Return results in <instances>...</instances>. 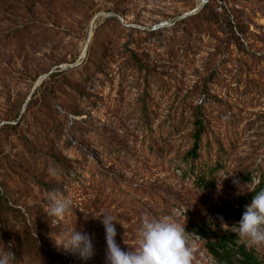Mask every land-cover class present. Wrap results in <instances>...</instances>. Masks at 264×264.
<instances>
[{"label": "rangeland", "instance_id": "obj_1", "mask_svg": "<svg viewBox=\"0 0 264 264\" xmlns=\"http://www.w3.org/2000/svg\"><path fill=\"white\" fill-rule=\"evenodd\" d=\"M207 2L208 0H0V128L6 124L15 127L0 134V196L7 200L15 211V216L22 222H16L13 234H21L26 225L31 228L42 247L79 258L57 245L63 234L76 228L73 219H76L77 213L89 218L83 227L76 228L78 231L82 230L90 235L88 228H93L102 234L101 228L104 226L101 223L102 216H99L101 213H108L115 220L113 224L118 235V245L124 251L135 248L141 219L125 215L117 197L136 198L142 203L146 200H141V196L127 188V185L122 186V189H109L105 192L65 189L64 197L72 201L70 211L58 222L48 216L45 209L49 195L41 190L39 183L55 179L48 171L51 166L42 163L43 156L47 153L40 147L42 142H39L38 137L41 126L51 118V111L45 110L40 103L30 110H27V105L50 74L80 65L86 57L87 46L94 40L97 39L98 46L103 43L110 49L123 46L128 41L133 42L139 37H148L149 41L156 44L171 36L169 30L176 22L184 21L183 26L186 28L194 27V21L187 20L194 19V15ZM238 6L240 9L243 7L244 11L241 14L243 22L240 21L239 24L233 13V8L237 9ZM238 6H228L231 12L227 11L222 18L232 24L235 35L240 38V48L248 51L249 56L239 59L242 66L240 71L232 64V58L229 61L225 54L219 56L217 63L210 66L213 72L208 84L212 101L209 118L213 130L222 132L229 122L230 130L239 135L236 151L229 154V170L235 173H221L215 188L210 191L192 192L182 182L180 173L168 171L166 167L155 166L151 169L146 154H128L127 159H121L107 154L101 147L96 152L99 154L100 173L109 172L121 177L125 184L133 187L151 186L157 194L171 200L178 199L179 204L207 217L215 215L213 208L237 202L239 197L254 188L257 177L252 183H244L238 175L245 171L264 170V122L252 116L264 115V45L260 44V40H264V0H239ZM218 11L223 13L221 9ZM207 16L206 14L201 18V21ZM210 25L212 36L217 35L223 39L231 36L227 26ZM158 29L166 30L156 35L145 34ZM202 37L204 44H208L210 31ZM212 48L213 44L205 47L200 54L193 51L186 57H180V54L166 55V47L162 45L158 51L165 54V61L158 62V72L163 74L160 76L161 83L164 85L165 81L177 78L178 89L189 90L194 87L200 77L206 76L202 67L207 63L208 54L213 52ZM238 48L234 44L231 46L235 53L234 59L238 58ZM72 79L81 82V74L73 75ZM59 94L63 93L60 91ZM213 97L230 102L231 110L219 116V102ZM234 113H239L240 120H243L240 124L236 119L230 121ZM52 114L58 119V116H68V121L72 118L70 110L59 100ZM89 114L92 122L100 128L116 131L122 122L112 114L108 115L107 109L96 113L81 108L77 119H86ZM70 126L71 124L66 126V139L72 137ZM122 129L120 133L125 132ZM66 139L59 142L58 151L75 160L79 156V150L67 146L64 143ZM29 149L35 150L34 156ZM141 164L145 169H140ZM146 169L154 175L140 171ZM156 204L151 202L146 203V206L152 210ZM170 216L179 224L184 220L179 210L170 212ZM117 219L122 221L116 222ZM222 223L225 228L231 227L229 222ZM96 233L92 232L90 236ZM4 235L0 234V242L6 248L11 243L10 251L15 264H19L17 243L4 238ZM103 239L106 240L105 237ZM187 240L195 248L192 264H216L201 241L193 236L187 237ZM92 242L93 254L87 261L107 264L106 241L103 244L94 238Z\"/></svg>", "mask_w": 264, "mask_h": 264}, {"label": "trees", "instance_id": "obj_2", "mask_svg": "<svg viewBox=\"0 0 264 264\" xmlns=\"http://www.w3.org/2000/svg\"><path fill=\"white\" fill-rule=\"evenodd\" d=\"M238 3L239 0H208L194 15V19L187 20V22L194 21V27L186 28L183 26L184 21L176 22L169 30L171 36L156 44L149 41L148 37H139L133 42L128 41L123 46L110 49L103 43L98 46L96 39L89 45L86 57L80 65L66 70H56L50 74L48 80L40 85L27 105V110H30L32 106L40 103L45 110L51 111V118L41 126L38 140L42 142L39 144L40 147L47 153L45 157L43 156L42 163L55 168L58 176L52 182H40L41 190L47 195L55 191L64 196L65 189L105 192L109 189H122V186L127 185V188L132 189L136 195L141 196V200L146 202L142 203L136 198L117 197L125 215L141 219L144 214H149L160 218L164 215L170 216V212L179 210L184 216L180 224L185 228L186 237L193 236L201 241L203 248L216 264H264V247L247 246L232 230L241 219L245 206L251 203L256 193L264 190V170L239 173L238 177L244 183H252L256 177L258 183L243 197H239L237 202L213 208L212 212L215 215L207 217L179 204L178 199L171 200L157 194L151 186L133 187L125 184L121 177L109 172L100 173L99 154H96L100 147L107 154L121 159H127L128 154H146L151 169L155 166L166 167L168 171L180 173L182 182L192 192L210 191L215 188L221 173H235L229 170L231 165L229 154L236 151L239 135L230 130L229 122L225 125L224 131L217 133L213 130L209 118L212 101H210L208 84L213 72L210 66L217 63L219 56L225 54L229 57V61L232 58V64L238 71L242 69L239 59L249 56L248 51L240 48L242 46L240 38L235 35L232 24L222 18L227 11L231 12L228 6L231 4L238 6ZM240 8H233L234 18L238 24L240 21L243 22L241 14L244 11L243 7ZM206 14L208 16L201 21ZM210 24L227 26L226 29L231 36L228 39L212 36ZM164 30L166 29L144 32L150 36L160 34ZM209 31L210 42L204 44L202 36ZM260 41V44L264 45V40ZM210 43L213 44V52L208 54L207 63L202 67L206 76L200 77L194 87L189 90L178 89L177 78L165 81L164 85L161 83L160 76L163 74L158 72V62L165 61V54L176 56L180 54V57H186L193 51L195 54H200L205 47L211 46ZM233 44L239 46L236 59L233 58L235 53L231 50ZM162 45L166 47L165 54L158 52ZM76 74H81V82L72 79ZM173 88H176L174 92H172ZM60 91L62 95L59 94ZM212 99L219 102V116L231 110L230 102H223L216 97ZM58 100L70 110L71 120L68 121V116H58L60 118L58 119L52 114ZM81 108L96 113L107 109L108 115L112 114L122 121L119 123L121 125L114 131L106 127H97L92 122L90 114L86 119H77ZM239 113H234L230 121L236 119L240 124L243 120H240ZM252 116L264 122V115L252 114ZM68 124H71L69 130L72 132V137L66 139L64 133ZM14 128L13 125L6 124L0 128V134ZM122 128L124 133H120ZM63 139H66L64 143H67V146L79 150L77 159L68 158L58 151L59 142ZM29 150L34 156L35 150ZM139 167L145 169L143 164ZM140 171L147 174L150 170ZM151 202L157 203L155 209L147 208L146 203ZM14 212L7 200L0 196V234L4 233V238H10L17 243L19 264L24 262L25 264H94L56 249L42 247L31 228L26 225L23 226L21 234H13L16 222L22 224ZM76 215V219H73L76 228L83 227L89 220L78 213ZM121 221L116 220V222ZM223 221L229 222L231 227L225 228ZM101 229H103L102 234L98 230L88 228L90 235L92 232H97L91 236L92 239L95 238L105 244L106 240L103 239L106 235L105 229L104 227ZM117 238L118 235L115 239Z\"/></svg>", "mask_w": 264, "mask_h": 264}, {"label": "clouds", "instance_id": "obj_3", "mask_svg": "<svg viewBox=\"0 0 264 264\" xmlns=\"http://www.w3.org/2000/svg\"><path fill=\"white\" fill-rule=\"evenodd\" d=\"M48 171L53 178L58 176L55 168L50 167ZM71 206L70 199L53 191L48 197L45 211L58 222L64 219ZM101 216L106 234L107 264H192L195 248L189 244L184 226L172 216L155 218L144 214L137 229V244L128 251H124L116 242L113 217L108 213H101ZM232 230L247 246L264 247V190L256 193L251 203L245 206L241 219ZM57 245L78 255L82 261H87L93 254L92 237L76 228L67 230ZM10 248L11 243L6 248L0 242V264H15Z\"/></svg>", "mask_w": 264, "mask_h": 264}, {"label": "built area", "instance_id": "obj_4", "mask_svg": "<svg viewBox=\"0 0 264 264\" xmlns=\"http://www.w3.org/2000/svg\"><path fill=\"white\" fill-rule=\"evenodd\" d=\"M258 183V181L255 182V185Z\"/></svg>", "mask_w": 264, "mask_h": 264}, {"label": "water", "instance_id": "obj_5", "mask_svg": "<svg viewBox=\"0 0 264 264\" xmlns=\"http://www.w3.org/2000/svg\"><path fill=\"white\" fill-rule=\"evenodd\" d=\"M87 48H88V46H87ZM87 48H86L85 52L87 51ZM85 54H86V53H85Z\"/></svg>", "mask_w": 264, "mask_h": 264}]
</instances>
